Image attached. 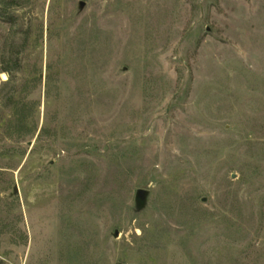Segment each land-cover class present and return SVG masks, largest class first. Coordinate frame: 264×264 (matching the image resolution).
Wrapping results in <instances>:
<instances>
[{"label":"rangeland","instance_id":"rangeland-1","mask_svg":"<svg viewBox=\"0 0 264 264\" xmlns=\"http://www.w3.org/2000/svg\"><path fill=\"white\" fill-rule=\"evenodd\" d=\"M0 264H264V0H0Z\"/></svg>","mask_w":264,"mask_h":264},{"label":"water","instance_id":"water-1","mask_svg":"<svg viewBox=\"0 0 264 264\" xmlns=\"http://www.w3.org/2000/svg\"><path fill=\"white\" fill-rule=\"evenodd\" d=\"M234 178H235V176H234ZM15 192H17V189H15ZM146 196H147V191H145V190H139L138 191L136 200H137V204L139 207H143L145 205ZM117 235L118 234H116V236Z\"/></svg>","mask_w":264,"mask_h":264}]
</instances>
